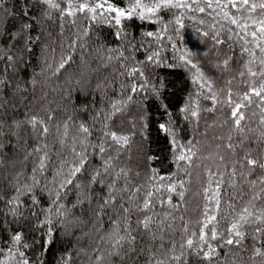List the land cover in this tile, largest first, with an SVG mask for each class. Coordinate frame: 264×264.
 <instances>
[{
  "label": "trees",
  "instance_id": "trees-1",
  "mask_svg": "<svg viewBox=\"0 0 264 264\" xmlns=\"http://www.w3.org/2000/svg\"><path fill=\"white\" fill-rule=\"evenodd\" d=\"M177 2L0 0V264H264V0Z\"/></svg>",
  "mask_w": 264,
  "mask_h": 264
},
{
  "label": "snow or ice",
  "instance_id": "snow-or-ice-1",
  "mask_svg": "<svg viewBox=\"0 0 264 264\" xmlns=\"http://www.w3.org/2000/svg\"><path fill=\"white\" fill-rule=\"evenodd\" d=\"M45 2L50 3V0H45ZM215 3H216V5H220V0H215ZM106 4H107V0H105V3L104 4L98 3L94 7L89 8L88 10L90 12H92V13H95L97 8H104ZM243 4L244 5H249V0H243ZM161 5H163L164 7H173V8H179V7H185V6L191 7V5H185V4H182V3H179V2L173 3V0H160V2L151 4V5H145V4L142 3V0H136V4L133 6V8L131 9V11H135L136 8H140L141 9L140 15H141V18H143V12L144 11H147L149 13H154L155 11H157L161 7ZM52 6L55 7V5H52ZM207 6L210 7V8L213 7V0H207ZM232 6L233 7H237V5L235 4L234 0L232 2ZM259 6L261 8H264V3H262ZM80 7H81V9H83L84 7H86V5H81ZM223 7H227V4L223 5ZM256 7H257V5H255V4L249 5V9L250 10H255ZM107 10L110 11V12H115L116 13L115 20H116V23L117 24L120 23V17L125 16V15L130 16V12L126 13L124 10H121L120 8H117V7H113L112 5H107ZM198 10L200 12H203L205 9L201 7ZM69 14H71V13H69ZM225 15L227 16L228 13L225 12ZM231 22L233 24H236L237 23V19L236 18H232ZM177 23L178 24L180 23L179 19L177 20ZM261 23H262V25H264V21H262ZM181 27H182V25H181ZM243 27H246V25H244ZM260 32L261 33H264V26H262L260 28ZM148 35H152V33H148ZM204 35H207V33H204ZM251 35L253 37H255L256 36V32H252ZM217 42L218 43H222V41H217ZM69 59H70V57H69ZM149 59H151V57H149ZM187 62L188 63H191L190 60L187 61ZM225 63H227V62H225ZM60 66L63 67L64 66L63 63H61ZM192 66L193 67H196V65H194V64ZM252 75H256V73L253 72ZM252 91L255 93V95H257V96L260 95V92L257 91L256 89H252ZM245 98H247V96ZM241 106L242 105H239V104L236 105L235 110H233V112L231 114L232 117H236L237 116V112L239 111V108ZM192 115H196V113L193 112ZM242 119H243V115L242 114L238 118L235 119V123H236L237 126H239L240 121ZM81 127H82V131L83 132L87 133L89 131L88 128L83 127V126H81ZM160 128L163 131H168V129L165 128V125L164 124H161L160 125ZM47 131H48V129L47 128H44V132L46 133ZM111 136H112V139L113 140H117L118 139L116 133H114V132L111 133ZM123 139L126 140V138H123ZM229 147H231V145H229ZM99 150H100V152H103L104 151V148H103L102 145L100 146V149ZM72 151L79 157V160H78V162H74L72 164L71 168L69 169V172H68L67 176L63 179V181H61V183L59 185L60 188H64L66 184H71L72 183V178L75 177L77 173H81L82 170H84L85 165L87 164V155L85 154V152L76 153L75 148H73ZM188 152L189 153L192 152L191 148L188 149ZM192 154L194 155V153H192ZM177 159L178 160H181V161L187 160V161L190 162L191 161V156H186L183 152H181L178 155ZM248 163L250 165H255L256 164V161L255 160H248ZM41 167H43V163H41ZM261 167H264V164H262ZM96 175H99V172H97L95 175H93L91 177V181L90 182L95 183V176ZM208 175H209V181H211V178H212V175L213 174L211 173L210 170H209ZM180 183H181V186H183V181H181ZM209 187H211V184H209ZM218 187L219 186H217V190H218ZM174 188H175V184H172L170 186V188H169V191L173 190ZM206 191H207V189H206ZM58 195H59V193H57V196ZM177 195H179V197H180L181 200L183 199V192L177 193ZM110 202H114V201H111V200L105 201V204H108ZM168 202L171 203V199L170 198H169V201ZM218 204H219V201H217V206H218ZM121 207H122L123 212L125 214L129 212V209L128 208L123 207V205H121ZM148 208H149V201L146 200L144 202V205H143V209L142 210H147ZM245 214H247L248 217H250L252 215V213L249 212L248 207L242 208L241 212L239 213V220H237V221H235V222L232 223L231 228L229 229L230 235H229V237L226 238L225 243H227V244H233V242H234L233 235L236 236V237H241V238L243 237V233L241 231H239L238 229L240 227V222L241 221H246V215ZM150 219H151V217H146L143 221H140L139 223H142L143 226H144V228L147 229ZM210 219H215V217L214 216L213 217H210ZM118 227L119 226L117 224V229H116L117 235H118ZM205 227H207L206 224H205ZM126 231H127V229H126ZM200 238H201V240L204 239L203 230H201V237ZM211 238L212 239H216L217 238V232L215 230V226H213V229L211 231ZM21 239H22V235L21 234H16L13 237V240L15 242H17V243H19L21 241ZM124 239H125L124 236H119L118 235V238L116 239V244L117 245H120L122 247L123 246L122 245V241H124ZM134 240H135V237L131 236V234L129 233L128 242L129 243H132ZM48 242L50 243L51 240L49 239ZM187 243H188L189 246H191L192 245V240L189 239L187 241ZM236 243L238 244L239 241L237 240ZM24 247H27V245L25 244ZM213 251L214 250L212 249V247L209 246L208 252L205 253L206 258H209L210 259L211 258V254H212ZM20 255L23 256L24 253L21 252ZM23 264H28V261L25 260L23 262ZM157 264H163V261H158Z\"/></svg>",
  "mask_w": 264,
  "mask_h": 264
}]
</instances>
